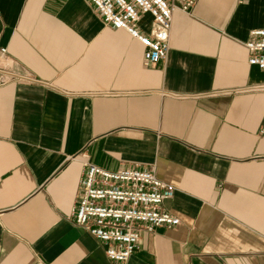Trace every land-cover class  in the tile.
<instances>
[{"label": "crops", "instance_id": "crops-1", "mask_svg": "<svg viewBox=\"0 0 264 264\" xmlns=\"http://www.w3.org/2000/svg\"><path fill=\"white\" fill-rule=\"evenodd\" d=\"M193 1L149 66L90 0H0V68L39 80L0 83V264H264V0ZM88 161L153 166L180 224L111 260L74 223Z\"/></svg>", "mask_w": 264, "mask_h": 264}, {"label": "built area", "instance_id": "built-area-1", "mask_svg": "<svg viewBox=\"0 0 264 264\" xmlns=\"http://www.w3.org/2000/svg\"><path fill=\"white\" fill-rule=\"evenodd\" d=\"M105 22L125 29L145 47L146 65H157L168 56L174 12L189 11L194 4L187 0H90ZM152 17L144 32L140 22L145 14ZM248 62L264 70V28H253L245 41ZM6 48L1 49L5 54ZM39 80L32 75L0 68V83ZM253 88H264V84ZM174 184L158 176L153 166L148 168L122 166L111 170L87 162L86 173L74 207V223L104 242L107 256L125 262L140 247L142 233L156 227H173L180 217L166 210L164 203L175 196Z\"/></svg>", "mask_w": 264, "mask_h": 264}]
</instances>
